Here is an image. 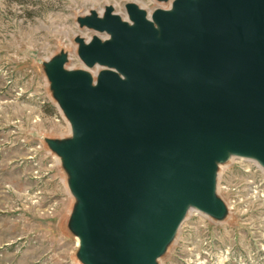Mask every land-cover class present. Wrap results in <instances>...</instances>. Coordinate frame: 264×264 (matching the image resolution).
Returning a JSON list of instances; mask_svg holds the SVG:
<instances>
[{
  "label": "water",
  "instance_id": "95a60500",
  "mask_svg": "<svg viewBox=\"0 0 264 264\" xmlns=\"http://www.w3.org/2000/svg\"><path fill=\"white\" fill-rule=\"evenodd\" d=\"M133 0L76 16V55L43 61L71 134L47 137L74 197L83 264H159L189 208L228 207L218 164L264 168V0ZM98 65L96 72L90 69Z\"/></svg>",
  "mask_w": 264,
  "mask_h": 264
},
{
  "label": "rangeland",
  "instance_id": "374dc122",
  "mask_svg": "<svg viewBox=\"0 0 264 264\" xmlns=\"http://www.w3.org/2000/svg\"><path fill=\"white\" fill-rule=\"evenodd\" d=\"M126 1L0 0V264H83L68 227L74 197L67 174L45 141L71 129L43 61L65 50L68 67H84L73 37L94 31L76 16L110 3L126 17ZM133 1L149 11L170 2ZM216 190L226 215L189 208L159 264H264V168L230 156L218 164Z\"/></svg>",
  "mask_w": 264,
  "mask_h": 264
},
{
  "label": "built area",
  "instance_id": "2783aa9c",
  "mask_svg": "<svg viewBox=\"0 0 264 264\" xmlns=\"http://www.w3.org/2000/svg\"><path fill=\"white\" fill-rule=\"evenodd\" d=\"M88 37H90V36H87L86 38H88ZM91 70H92V69H91ZM97 70H98V69H97ZM97 70H96V71H97ZM96 71H93V70H92L93 73L96 72Z\"/></svg>",
  "mask_w": 264,
  "mask_h": 264
}]
</instances>
